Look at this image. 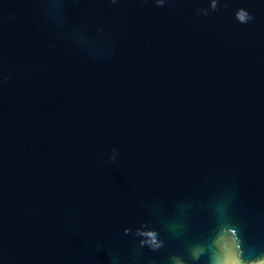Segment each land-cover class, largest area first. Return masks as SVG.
Here are the masks:
<instances>
[{
    "label": "water",
    "instance_id": "95a60500",
    "mask_svg": "<svg viewBox=\"0 0 264 264\" xmlns=\"http://www.w3.org/2000/svg\"><path fill=\"white\" fill-rule=\"evenodd\" d=\"M0 264H264V0H0Z\"/></svg>",
    "mask_w": 264,
    "mask_h": 264
},
{
    "label": "clouds",
    "instance_id": "9594fccd",
    "mask_svg": "<svg viewBox=\"0 0 264 264\" xmlns=\"http://www.w3.org/2000/svg\"><path fill=\"white\" fill-rule=\"evenodd\" d=\"M238 16H239V18H240L241 20L244 19V14H243V13H238Z\"/></svg>",
    "mask_w": 264,
    "mask_h": 264
}]
</instances>
